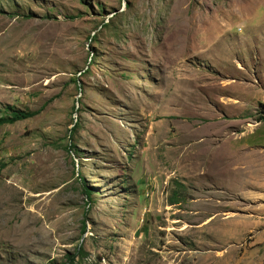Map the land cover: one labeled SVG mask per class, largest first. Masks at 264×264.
<instances>
[{
  "label": "rangeland",
  "instance_id": "obj_1",
  "mask_svg": "<svg viewBox=\"0 0 264 264\" xmlns=\"http://www.w3.org/2000/svg\"><path fill=\"white\" fill-rule=\"evenodd\" d=\"M8 108L0 264H264V0H0Z\"/></svg>",
  "mask_w": 264,
  "mask_h": 264
},
{
  "label": "trees",
  "instance_id": "obj_2",
  "mask_svg": "<svg viewBox=\"0 0 264 264\" xmlns=\"http://www.w3.org/2000/svg\"><path fill=\"white\" fill-rule=\"evenodd\" d=\"M9 112L5 116H0V125H5V124H12L17 121L25 120L28 118L33 117L37 112L36 111H20V110H14L11 108H8ZM264 120V113L263 116L260 118ZM76 125L73 124L71 129H74ZM83 192L85 193L86 196L89 194V189L86 187H83ZM69 261H72L71 259Z\"/></svg>",
  "mask_w": 264,
  "mask_h": 264
}]
</instances>
